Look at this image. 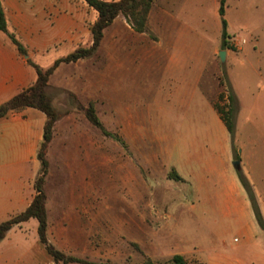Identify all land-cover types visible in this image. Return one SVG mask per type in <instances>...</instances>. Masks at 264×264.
I'll use <instances>...</instances> for the list:
<instances>
[{
    "label": "rangeland",
    "instance_id": "1",
    "mask_svg": "<svg viewBox=\"0 0 264 264\" xmlns=\"http://www.w3.org/2000/svg\"><path fill=\"white\" fill-rule=\"evenodd\" d=\"M202 1L203 14L221 33L213 1ZM224 19L225 49L215 31L206 35L211 57L201 88L219 106L227 103L229 90L235 108L233 136L205 110L200 125L193 126L189 119L194 112L184 115L155 104L147 80H138L143 86L146 82V88L138 87L135 80L126 81L117 103L109 89L104 103L97 91H86L76 107L72 105L74 126L67 140L59 136L64 146L52 148L54 156L60 150H81L83 144L91 152L90 159L80 153L66 160L73 162L75 170L62 171V161L51 158L52 176L45 185L50 197L46 237L54 249L87 264H166L174 255L188 264H264V0H225ZM110 39L108 32L106 58L97 49L84 63L63 65L52 84L75 76L74 85L82 90L86 79L77 76L85 73L94 87V77L105 68L108 84L113 82L117 64ZM220 51H225L223 63ZM48 93L51 101L59 100L53 107L56 115L65 116L66 92ZM219 94L224 96L222 101ZM249 94L258 101L245 103ZM88 106L111 136L102 135L88 122ZM127 119L132 125L121 126ZM63 127L61 123L59 134ZM235 161L239 170L233 167ZM83 163L84 190L72 192L78 178L74 177L73 185L70 173H77ZM216 169L237 178L248 204L240 200L233 206L224 200L227 175L218 176ZM25 228L28 238L23 243L34 242L23 258L26 263L54 264L35 231L30 225Z\"/></svg>",
    "mask_w": 264,
    "mask_h": 264
},
{
    "label": "crops",
    "instance_id": "2",
    "mask_svg": "<svg viewBox=\"0 0 264 264\" xmlns=\"http://www.w3.org/2000/svg\"><path fill=\"white\" fill-rule=\"evenodd\" d=\"M212 1L218 15L219 0ZM204 8L202 0H153L147 17L146 32L143 33L134 31L128 19L118 15L104 29L98 48L106 58V37L108 32L111 33L109 43L114 46L117 65L114 81L109 84L106 68L97 72L94 87L85 73L77 76L86 79L87 86L82 90L75 87V76H66L61 82L52 84L53 77L57 76L63 65L75 66L86 60L60 63L56 67L49 77L46 93L50 92L52 95L51 92L55 90L60 94L65 91L68 113L65 116H57L45 153L48 163L44 184L47 218L50 197L45 185L52 176L51 158L62 161L59 163L62 171L69 168L75 170L73 162L68 164L66 160H73L80 153L87 159L91 158L90 149L88 146L85 149V144L81 150H60L55 156L52 153L55 145L62 143L64 146V141L61 142L59 136H65L67 140L71 125L74 126L75 112L72 105L76 107L77 99L86 91L90 93L94 89L100 103H104L107 101L109 89L110 94L114 95V102L117 103L126 81L135 80L138 87L146 88L147 83L143 82V86L138 80H147L150 88L154 89L155 104L163 103L170 110L185 112L184 115L189 111L194 112L193 117L189 119L192 120L190 124L193 126L200 125V114L204 110L213 121L222 124L213 108L212 99L208 98L201 88L211 57V49L207 50L205 45L206 35L215 31V37L221 36L218 25L210 24L206 14H203ZM0 10L5 18L6 29L16 36L26 53L21 55L8 36L0 31V106L35 82V71L28 62L45 70L76 49H88L92 45L91 27L96 22L97 15L83 0H0ZM249 96L244 100L245 103L258 101L255 94ZM57 103L59 100L53 98L54 108H57ZM129 120L121 122L120 125L131 126L132 121ZM45 122L46 117L42 112L29 107L20 111H8L0 117V223L25 211L36 194L34 182L40 170L37 154L43 142ZM61 123L64 127L59 134ZM84 170L83 163L78 165L77 173H70L73 185L74 177L78 178V187L72 186V192L84 190V182L81 180L85 176ZM214 171L222 178L227 175V179L223 180L227 185L224 194L226 202L237 206L240 200H243L248 204L247 197L233 174L225 169ZM81 197L83 198V195H79V198ZM71 198L74 199L73 195ZM33 220L22 222L7 232L0 242V264L26 263L23 258L34 242L32 245L23 243L28 238L25 227L30 225L37 236V222L30 224ZM257 234L256 230L254 237Z\"/></svg>",
    "mask_w": 264,
    "mask_h": 264
},
{
    "label": "trees",
    "instance_id": "3",
    "mask_svg": "<svg viewBox=\"0 0 264 264\" xmlns=\"http://www.w3.org/2000/svg\"><path fill=\"white\" fill-rule=\"evenodd\" d=\"M85 4L95 11L97 15L96 22L91 27L92 45L88 49H76L64 59L58 60L53 65L45 70L40 69L36 65L28 62L34 69L36 74L35 82L27 89L21 91L8 102L0 106V117L8 111H20L24 108H34L42 112L46 117V122L43 130V142L40 145V149L37 154V160L40 164V170L34 182L35 196L22 213L10 218L8 221L0 223V242L5 238L7 232L14 226L26 222L30 219H34L37 222V238L39 243L44 247L46 253L50 256L54 264H87L83 260L76 259L74 257L65 256L63 253L54 249L51 246L46 237L47 229V214H46V194L44 192L45 179L48 173V163L45 158L47 146L52 137V128L57 120L56 112L53 108L50 97L46 95L45 88L48 83L49 77L52 75L56 67L60 63L76 62L90 57L98 49L102 40L103 31L108 27L111 22L118 16L123 15L131 23L134 31L137 33H143L146 31V23L148 13L151 9L153 0H119L117 2H106L103 0H83ZM225 14V0H219L218 16L221 24V46L222 49L226 48V22L224 19ZM0 31L5 33L11 42L16 47L17 51L21 55H25V51L18 39L13 33L8 32L6 29V22L2 11L0 10ZM227 96L225 97L227 103L223 106H219L217 103H213V108L218 114L224 128L230 136L234 134V98L230 94L229 90H226ZM220 101L223 100V94H219ZM85 117L88 122L95 128L99 129L104 136H111L106 132L99 122L93 108L88 106L85 109ZM242 184V183H241ZM243 186L246 188L247 183L243 180ZM257 223L260 224L258 218ZM146 264H153L147 262ZM166 264H188L184 258L180 255H174L171 260Z\"/></svg>",
    "mask_w": 264,
    "mask_h": 264
},
{
    "label": "water",
    "instance_id": "4",
    "mask_svg": "<svg viewBox=\"0 0 264 264\" xmlns=\"http://www.w3.org/2000/svg\"><path fill=\"white\" fill-rule=\"evenodd\" d=\"M218 57H219V60H220V62H224V60H225V51H220L219 53H218ZM239 162L238 161H235L234 163H233V167L235 168V170H239Z\"/></svg>",
    "mask_w": 264,
    "mask_h": 264
}]
</instances>
